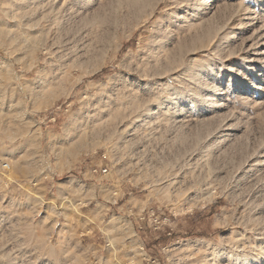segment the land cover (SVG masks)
<instances>
[{
  "label": "rangeland",
  "instance_id": "obj_1",
  "mask_svg": "<svg viewBox=\"0 0 264 264\" xmlns=\"http://www.w3.org/2000/svg\"><path fill=\"white\" fill-rule=\"evenodd\" d=\"M0 264H264V0H0Z\"/></svg>",
  "mask_w": 264,
  "mask_h": 264
},
{
  "label": "built area",
  "instance_id": "obj_2",
  "mask_svg": "<svg viewBox=\"0 0 264 264\" xmlns=\"http://www.w3.org/2000/svg\"><path fill=\"white\" fill-rule=\"evenodd\" d=\"M92 172H93V173H97V170L93 169ZM100 172H102L103 174H105V173H107V169L104 168V169H102Z\"/></svg>",
  "mask_w": 264,
  "mask_h": 264
}]
</instances>
